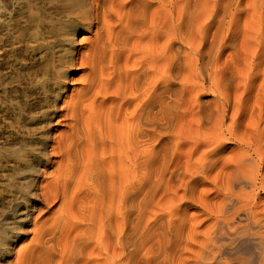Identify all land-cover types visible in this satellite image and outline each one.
<instances>
[{
	"label": "bare ground",
	"instance_id": "obj_1",
	"mask_svg": "<svg viewBox=\"0 0 264 264\" xmlns=\"http://www.w3.org/2000/svg\"><path fill=\"white\" fill-rule=\"evenodd\" d=\"M47 1L37 56L79 68L1 135L0 264L38 201L15 264H264V0Z\"/></svg>",
	"mask_w": 264,
	"mask_h": 264
},
{
	"label": "rangeland",
	"instance_id": "obj_2",
	"mask_svg": "<svg viewBox=\"0 0 264 264\" xmlns=\"http://www.w3.org/2000/svg\"><path fill=\"white\" fill-rule=\"evenodd\" d=\"M2 2L0 0V140L5 137L9 143V141L21 139L20 133L16 129V123L21 114L36 105L31 94L36 92L39 88L38 85L49 79L50 82L52 81L51 85L57 87L62 83V80L58 78L59 71L63 68L76 69L79 66L68 67L66 59H62V56L53 57L55 55L53 53L43 60L37 56L38 52L51 40L50 24L63 21L58 6L56 7L55 4L47 0H17L12 1L10 10L6 11ZM88 37L90 35L76 36L74 47L81 50L84 46L81 40ZM45 41L47 42L45 43ZM229 55L227 53L225 57L227 58ZM68 74L69 78L66 80V85L69 91H73L80 85V79L84 74L82 71ZM49 80H47L48 83H50ZM44 101L41 99V103ZM59 104L61 107L62 102ZM58 120L59 118L55 119L51 127L50 136L52 138L58 137L61 132L66 130L65 126L58 125ZM0 159V205L8 206V189L3 183L5 177H2L1 174H5L6 179L9 178L8 176H13L16 166L11 158L5 157L1 152ZM53 170L54 167H48L49 172ZM46 211L47 208L43 203L39 201L35 203L34 210L30 212L28 221L26 220L27 223L22 225V232L16 243L5 253L3 264H15L19 249L26 246L33 238L34 232L32 231L35 230L37 223L35 219L45 217L43 215Z\"/></svg>",
	"mask_w": 264,
	"mask_h": 264
}]
</instances>
